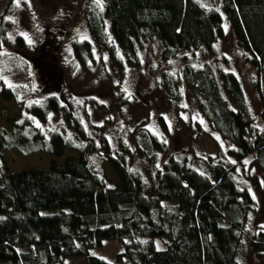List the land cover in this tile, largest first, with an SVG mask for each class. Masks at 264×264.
Segmentation results:
<instances>
[{
	"label": "trees",
	"instance_id": "obj_1",
	"mask_svg": "<svg viewBox=\"0 0 264 264\" xmlns=\"http://www.w3.org/2000/svg\"><path fill=\"white\" fill-rule=\"evenodd\" d=\"M88 2L89 39L74 43L76 60L87 69L94 53L106 52L115 62L119 53L123 73H138L134 70L142 72L146 64V45L157 41L161 63L177 58L185 62L179 73L164 69L154 82L163 88L171 119L181 121V103L191 98L211 131L230 146L225 153L198 158L202 168L187 164L185 155L182 161L176 155L163 160L169 128L161 113L137 123L128 132L129 145L115 149L103 141V153L98 144L102 128L87 129L58 92L64 88L65 70L54 56L67 29L63 17L49 22L35 46L39 57H29L32 84L41 98L19 100V114L8 119L12 129L0 128V264H67L77 257L87 264H241L239 255L258 204L235 174L253 156L249 170L264 175V106L260 128L236 72L221 69L215 60L194 64L188 59L189 53L215 51L231 29L256 70L254 85L264 103V0H215L212 6L202 0ZM10 27L11 21L2 17L0 48ZM99 60L103 62V55ZM219 61L229 65L224 54ZM0 96L5 101L17 97L1 74ZM125 98L120 90L110 103L120 108ZM50 116H60L62 127L47 133L34 119L47 124ZM9 148L56 159L67 150L78 155L53 160L48 167L10 171L5 160ZM94 155L104 157L117 180L96 171ZM156 239L165 248H158ZM106 240L123 245L115 262L92 252ZM247 242L253 254L264 256V230L254 231Z\"/></svg>",
	"mask_w": 264,
	"mask_h": 264
},
{
	"label": "rangeland",
	"instance_id": "obj_2",
	"mask_svg": "<svg viewBox=\"0 0 264 264\" xmlns=\"http://www.w3.org/2000/svg\"><path fill=\"white\" fill-rule=\"evenodd\" d=\"M88 1L19 0L17 4V0H0V21L2 17L11 21V27L7 33L8 39L1 43L0 74L3 76L4 82L17 91V97L11 101H5L0 96V128H7L9 131L12 129L8 119L19 114V100H24L27 103L40 100L39 92L36 86L32 84L33 69L29 57H39L40 49L35 46H38L41 28L43 29L49 22L57 21L63 17L67 31L60 40V47L54 56L58 60L56 62L65 70L64 88L59 89L58 92L70 102L87 129L91 127L102 128L98 144L103 153L105 151L103 141L106 140L105 142H108L115 149H119L122 143L129 145L128 132L145 118H156V115L161 113L167 116L169 128V134L163 133L167 141L163 160L177 154H184L187 164L202 168V163L197 160L198 158L205 159L209 156H215L218 150L225 153L230 145L214 131H211L191 98L185 97L181 103L182 109L179 112L182 116L181 121L171 119L170 116L173 114L164 103L163 88L154 82L160 79L164 69H169L174 74L179 73L185 62L181 58H177L161 63L159 58L161 47L157 41L146 45L145 59L142 60L146 63L143 64V71L133 69L138 73H133V71L132 73L129 71L123 73L121 69L124 67L120 64L123 57L119 53H116L119 62H115L106 52H96L94 53L95 61L89 63L90 67L87 66V69L81 65L83 63L76 60L74 43L89 39L86 23ZM99 1L102 2L103 0ZM202 1L208 6L215 4V0ZM59 21L61 22V20ZM230 30H227L226 39L216 46L215 51L212 53L200 51L196 56L189 53L188 61L199 64L204 61L215 60L217 63L219 62L221 69L236 72L245 89L249 107L257 118V124L262 128L261 111L264 103L262 95L254 85L256 70L246 61V57L237 47ZM20 37L22 41L19 40ZM32 47H34L33 50H31ZM50 52L48 55L53 58L55 53ZM222 54L229 60V65H224L223 62L219 61ZM100 55H103V62L99 60ZM44 62L43 64H50ZM109 83L112 84L110 87ZM117 84L120 85L114 86ZM139 87L140 91L138 90ZM120 90L123 91L126 102L119 108L118 105L110 103V101L114 102L118 98ZM3 110H7V115L3 114ZM60 118V116H50L47 124H41L37 118L34 121L48 133V129H61ZM72 155H78V153L67 150L63 157L56 159L43 153L27 155L17 148H9L5 152V160L10 171H16L31 166L48 167L53 160L61 162L64 157ZM252 159L253 156H250L241 162L239 170L235 174L241 185L248 186L252 190L258 204L257 213L253 212L252 220L250 219L246 245L240 252L239 261L241 264H264V256L253 254L247 242L248 236L254 231L264 230V175L257 169L249 170L248 166ZM92 164L99 174L104 175L109 180H117L115 171L109 163L104 161L102 155H94ZM133 167L138 169L134 163ZM170 204H175V202H170ZM156 243L158 248H165L162 240L156 239ZM122 251L123 245L118 240H106L101 247H95L92 250L94 255L110 262H115L117 254ZM127 262L124 260V263ZM67 264L87 263L85 258L77 257L69 258Z\"/></svg>",
	"mask_w": 264,
	"mask_h": 264
},
{
	"label": "water",
	"instance_id": "obj_3",
	"mask_svg": "<svg viewBox=\"0 0 264 264\" xmlns=\"http://www.w3.org/2000/svg\"><path fill=\"white\" fill-rule=\"evenodd\" d=\"M175 157L176 159L182 161L184 159V154H177Z\"/></svg>",
	"mask_w": 264,
	"mask_h": 264
},
{
	"label": "snow or ice",
	"instance_id": "obj_4",
	"mask_svg": "<svg viewBox=\"0 0 264 264\" xmlns=\"http://www.w3.org/2000/svg\"><path fill=\"white\" fill-rule=\"evenodd\" d=\"M97 2L99 3V0H97ZM19 3V0H17V4Z\"/></svg>",
	"mask_w": 264,
	"mask_h": 264
}]
</instances>
